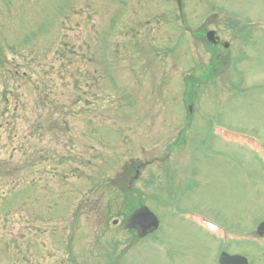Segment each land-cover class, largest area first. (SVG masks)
Masks as SVG:
<instances>
[{"label": "rangeland", "instance_id": "374dc122", "mask_svg": "<svg viewBox=\"0 0 264 264\" xmlns=\"http://www.w3.org/2000/svg\"><path fill=\"white\" fill-rule=\"evenodd\" d=\"M261 222L264 0H0V264H264Z\"/></svg>", "mask_w": 264, "mask_h": 264}, {"label": "water", "instance_id": "95a60500", "mask_svg": "<svg viewBox=\"0 0 264 264\" xmlns=\"http://www.w3.org/2000/svg\"><path fill=\"white\" fill-rule=\"evenodd\" d=\"M213 36L214 34L212 31L206 33V38L210 42L213 41ZM113 224H116V221H114ZM124 227L128 230L137 229L140 234H144L158 228V219L147 207L141 206L127 218ZM255 234L259 237L264 235V222L256 226ZM218 264H248V261L240 255L222 253L218 258Z\"/></svg>", "mask_w": 264, "mask_h": 264}, {"label": "flooded vegetation", "instance_id": "af4514ba", "mask_svg": "<svg viewBox=\"0 0 264 264\" xmlns=\"http://www.w3.org/2000/svg\"><path fill=\"white\" fill-rule=\"evenodd\" d=\"M175 1V0H174ZM177 2V1H176ZM212 44H217L218 43V40H216L215 38L213 39V41L211 42ZM222 46H223V48H225V49H227L228 47V44L226 43V42H224L223 44H222ZM125 224V223H124ZM131 230H134L135 232H136V234L138 235V236H145V235H148L150 232H146V233H144V234H140L139 233V231L137 230V229H131ZM222 254V253H221ZM220 254V255H221ZM225 254H227V253H225ZM219 255V256H220ZM229 255H237V254H229ZM219 256L217 257V259H216V262H217V264H218V258H219Z\"/></svg>", "mask_w": 264, "mask_h": 264}, {"label": "clouds", "instance_id": "9594fccd", "mask_svg": "<svg viewBox=\"0 0 264 264\" xmlns=\"http://www.w3.org/2000/svg\"><path fill=\"white\" fill-rule=\"evenodd\" d=\"M259 79H260V74H257V75H254L252 77H249L248 80L246 81V83L251 85L252 83L257 82Z\"/></svg>", "mask_w": 264, "mask_h": 264}]
</instances>
